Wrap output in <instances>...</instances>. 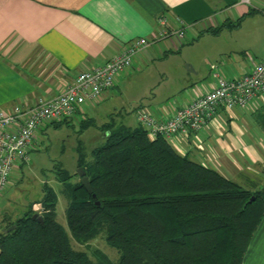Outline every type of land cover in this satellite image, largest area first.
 <instances>
[{"label": "crops", "instance_id": "0c3cea01", "mask_svg": "<svg viewBox=\"0 0 264 264\" xmlns=\"http://www.w3.org/2000/svg\"><path fill=\"white\" fill-rule=\"evenodd\" d=\"M161 15L172 27L186 25V39L170 36L141 50L114 86L98 101L81 106L73 117L86 121V116H120L115 101L124 96L129 80L157 60L168 77L163 83L175 76L167 86L169 90L173 83L175 90L160 101L138 102L132 109L134 120L125 123H138V108L162 120L211 90L218 75L241 77L264 57V0H0V109L57 95L79 72L105 64L132 40L153 39ZM151 88L146 86L140 97ZM176 93L178 102L164 101ZM263 103V97H257L245 107H220L211 122L172 144L231 179L242 175L260 186L264 184ZM44 129H39L32 149ZM7 218L16 216L0 218V231ZM242 264H264V216Z\"/></svg>", "mask_w": 264, "mask_h": 264}, {"label": "trees", "instance_id": "16d2710c", "mask_svg": "<svg viewBox=\"0 0 264 264\" xmlns=\"http://www.w3.org/2000/svg\"><path fill=\"white\" fill-rule=\"evenodd\" d=\"M71 118L50 124L57 127ZM99 128L104 143L90 157L80 152L77 159L91 192L77 172L57 165L71 236L57 220V194L45 183L43 196L22 216L6 219L0 264L243 263L264 216V184L244 188L181 153L163 135L151 138L139 123L111 117ZM35 213L42 222L33 218ZM100 235L117 249V260L100 249L91 256L72 245V239L86 244Z\"/></svg>", "mask_w": 264, "mask_h": 264}, {"label": "built area", "instance_id": "2783aa9c", "mask_svg": "<svg viewBox=\"0 0 264 264\" xmlns=\"http://www.w3.org/2000/svg\"><path fill=\"white\" fill-rule=\"evenodd\" d=\"M157 23V35L153 39L132 40L105 64L79 72L57 95L39 98L34 104L17 103L9 109H0V196L11 183L15 169L27 162L39 129L71 118L84 104L98 101L104 91L114 86L118 76L132 66L134 56L152 43L170 36L186 39V25L172 27L165 15L159 16ZM257 97L264 99V57L241 77L228 79L218 75L211 90L176 107L165 119L156 118L145 108L136 109L135 117L151 138L163 135L173 143L175 138H185L211 122L220 107L227 110L245 107Z\"/></svg>", "mask_w": 264, "mask_h": 264}, {"label": "rangeland", "instance_id": "374dc122", "mask_svg": "<svg viewBox=\"0 0 264 264\" xmlns=\"http://www.w3.org/2000/svg\"><path fill=\"white\" fill-rule=\"evenodd\" d=\"M159 60V59H158ZM162 65L154 61L144 68L138 76L129 80L127 87L124 89V96L115 101L113 107H117L121 115L113 116L119 123L127 122L128 118L134 120L132 109L138 102L143 101H160L165 99L167 93L175 90L173 86L168 90L167 86L173 82L175 76L169 82L163 83L168 79L160 71ZM152 86L146 96L140 95L144 92L146 86ZM132 97L133 99H128ZM138 97L137 100H135ZM179 93L173 94L166 98L167 102H178ZM91 115V113H89ZM89 119L94 118V123L83 125L84 121L80 116L73 117L69 121L61 123L59 126L47 124L43 132L39 133L38 143L29 151L28 160L19 172H13L11 183L4 193L0 196V218L5 216H22L28 205L38 200L43 195L44 184L50 185L57 194V220L71 236L66 219V208L68 199L63 193V183L56 177L57 165L67 170L69 173H75L78 170L77 159L80 152L86 153L90 157L92 149L104 143V136L99 128L105 120H110L109 116H86ZM109 118V119H108ZM85 120V119H84ZM38 135V132H37ZM77 180L73 178L72 181ZM233 180L242 185L244 188L255 189L260 187L254 185L252 179L241 176H233ZM39 208V206H37ZM72 245L75 249L85 250L91 256L93 251L100 249L106 252L112 260H117V249L111 247L103 236L89 241L86 244H80L72 239Z\"/></svg>", "mask_w": 264, "mask_h": 264}, {"label": "water", "instance_id": "95a60500", "mask_svg": "<svg viewBox=\"0 0 264 264\" xmlns=\"http://www.w3.org/2000/svg\"><path fill=\"white\" fill-rule=\"evenodd\" d=\"M77 173L78 175L80 176L81 178V182L86 186V188L91 192V186H90V183H89V179L88 177L85 175V171L82 167H79L78 170H77ZM254 199V197H252L249 202H251L252 200ZM35 217H38V220L42 222V217L38 215V213H35L33 215V218ZM14 228V225L7 228V231H11L12 229Z\"/></svg>", "mask_w": 264, "mask_h": 264}]
</instances>
